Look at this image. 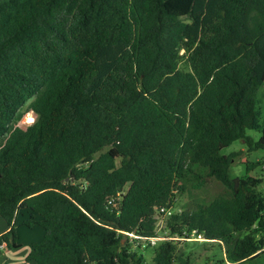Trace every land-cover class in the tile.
<instances>
[{"label":"trees","instance_id":"16d2710c","mask_svg":"<svg viewBox=\"0 0 264 264\" xmlns=\"http://www.w3.org/2000/svg\"><path fill=\"white\" fill-rule=\"evenodd\" d=\"M259 63L264 0H0V243L24 215L44 232L27 262L145 264L122 238L150 244L156 210L206 177L221 192L169 213L150 264H191L192 234L222 264H264L261 163L232 177L221 153L264 150Z\"/></svg>","mask_w":264,"mask_h":264},{"label":"rangeland","instance_id":"374dc122","mask_svg":"<svg viewBox=\"0 0 264 264\" xmlns=\"http://www.w3.org/2000/svg\"><path fill=\"white\" fill-rule=\"evenodd\" d=\"M182 70H189V67L186 63V60L183 59L179 65ZM264 69V64L259 63L255 69L257 77L260 79L262 72ZM261 109H257L256 115L259 121H262L264 124V87L261 90V101L259 103ZM32 117L33 121L35 119V115L26 110L24 116ZM23 116V117H24ZM31 120V119H30ZM21 127H25L20 124ZM262 124L257 122L255 125L248 131V134L253 136L256 140H258L261 133ZM106 151V148L101 152ZM231 152L238 153L234 158L232 166L230 168V175L232 177H241L247 175L246 166L247 164L254 163L259 161L261 163L260 166L252 169L248 174L261 179L262 186H264V150L248 152L246 147L243 145L241 141H235L227 148L221 150L222 154H229ZM222 190L221 185L213 179L204 178V182L199 185L197 181L190 180L187 183L186 190L183 194L177 195L175 199L174 206L168 210L167 213L159 215L156 217V231L159 237H164L167 235L165 230V221L169 215V213L180 212L185 208H190L193 204L203 203L208 204L213 198H215ZM192 236V235H191ZM191 236H189L191 238ZM134 236H128L127 238H122V243H125L126 240L131 245L132 250L137 251L142 254L144 257L145 264H150L151 259L154 256L155 249L158 244V241L155 244H145L142 241L133 240ZM194 238V237H193ZM198 240H189L185 239L183 241L178 242L177 254L181 255L183 258H189V262L191 264H222L220 261L224 259V249L223 245H220L217 242L204 241L202 236H197Z\"/></svg>","mask_w":264,"mask_h":264},{"label":"crops","instance_id":"0c3cea01","mask_svg":"<svg viewBox=\"0 0 264 264\" xmlns=\"http://www.w3.org/2000/svg\"><path fill=\"white\" fill-rule=\"evenodd\" d=\"M24 218V215L18 216L13 226L17 247H9L5 242L0 243V264H35L33 261L27 262L26 257L32 246L42 240L44 232L38 225L32 228L22 226ZM9 230L10 226L0 217V235Z\"/></svg>","mask_w":264,"mask_h":264},{"label":"built area","instance_id":"2783aa9c","mask_svg":"<svg viewBox=\"0 0 264 264\" xmlns=\"http://www.w3.org/2000/svg\"><path fill=\"white\" fill-rule=\"evenodd\" d=\"M30 119H31V120H30ZM33 122H34V121H33V118H32L31 116L28 117V116L26 115V116L22 117V119L18 122L17 126H18V127H21L20 124H22V125H24L25 127H27V126L31 125ZM25 127H22V128H25ZM162 213H165V210H164L163 208L157 209V210H156V217L159 216V215H161ZM128 235H130V236H134V235H132V234H128ZM197 236L199 237L200 235H197ZM134 237H136V236H134ZM193 237H194V238H193ZM162 239H164V238H163V237H159V236H157L156 238L150 239V240H149V243H150V244H155L156 241H158V240H162ZM168 239H172V238H171V237H168ZM189 240H193V241L197 240V239H196V235L192 234V236H191V238H190ZM197 241H198V240H197Z\"/></svg>","mask_w":264,"mask_h":264}]
</instances>
